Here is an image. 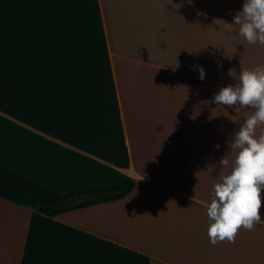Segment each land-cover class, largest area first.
Listing matches in <instances>:
<instances>
[{"label":"crops","instance_id":"1","mask_svg":"<svg viewBox=\"0 0 264 264\" xmlns=\"http://www.w3.org/2000/svg\"><path fill=\"white\" fill-rule=\"evenodd\" d=\"M243 3L0 0V164L63 193L133 181L51 216L0 197V264H264V223L212 245L191 200L254 111L211 103L264 65L226 26Z\"/></svg>","mask_w":264,"mask_h":264},{"label":"clouds","instance_id":"2","mask_svg":"<svg viewBox=\"0 0 264 264\" xmlns=\"http://www.w3.org/2000/svg\"><path fill=\"white\" fill-rule=\"evenodd\" d=\"M239 26V35L248 44L264 45V0H244L242 11L236 13L231 29ZM199 78H205L200 67ZM211 103L234 108L236 112L254 110L234 133V142H229L233 159L227 153L218 164L228 172L213 186L210 202L191 198L206 208L209 220L207 235L212 245L227 241L235 243L243 228L252 231L261 219L262 192H264V65L254 69H241L239 82L219 90ZM220 145H216L219 149Z\"/></svg>","mask_w":264,"mask_h":264},{"label":"trees","instance_id":"3","mask_svg":"<svg viewBox=\"0 0 264 264\" xmlns=\"http://www.w3.org/2000/svg\"><path fill=\"white\" fill-rule=\"evenodd\" d=\"M133 181L93 187L74 192H59L30 177L0 164V197L35 209L46 215L125 195Z\"/></svg>","mask_w":264,"mask_h":264}]
</instances>
